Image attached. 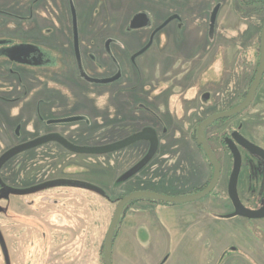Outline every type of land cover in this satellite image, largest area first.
Wrapping results in <instances>:
<instances>
[{"label":"rangeland","instance_id":"1","mask_svg":"<svg viewBox=\"0 0 264 264\" xmlns=\"http://www.w3.org/2000/svg\"><path fill=\"white\" fill-rule=\"evenodd\" d=\"M44 1L52 11L48 24L45 9L39 10L36 20L31 18L38 0H0V155L25 140L51 132L79 145L103 142L93 137L103 135L101 121L110 123V117L114 120L119 115V126H112L122 134L115 138L117 142L137 133L141 124H153L160 132L168 124L175 133L167 138L161 136L158 154L135 175L130 171L148 151V145L142 141L103 154H72L62 144L48 141L36 149L20 152L4 165L3 178L14 186L8 188L9 199L5 203L0 200V228L5 230L6 224L9 229L7 242L16 264H104L103 241L117 199L137 186L171 197L189 196L198 192L211 176L212 167L206 175L201 174L197 163L204 160L207 165L206 158L198 156L189 136L195 117L201 120L217 109L192 100L196 90L184 89L182 93L176 86L193 85L195 73L200 80L203 74L213 80L223 73H232L233 79L225 90L230 97L226 103L231 104L235 100L232 91L237 92L235 87L242 82L241 73H255L259 65L261 29L246 35L244 26L239 25L245 16L236 13L238 0H189L187 7L197 13L198 20L204 6L209 7L208 11L220 6L219 21L225 20V34L231 38L225 43L231 44L229 52L236 51L235 59L226 62L217 55L219 50L213 42L199 41V26L193 29L192 39L186 45L172 41L176 33L174 23L161 33L159 42L156 40L134 62L132 54L143 48L149 30L131 32L128 26L134 13H129L150 6L158 12H152L155 21L159 13L177 10L176 1L127 0L118 22L117 16L111 15V6L117 0ZM73 7L80 53L85 70L97 80L94 82L86 80L80 66H76L80 62L77 54L72 56ZM126 13L130 19L123 26L120 23ZM41 23L47 24L45 30ZM237 39L240 45L234 44ZM20 44L39 48L47 60L39 63L43 58L37 49L33 50L37 51L34 55L28 50L10 49ZM6 48L15 59L7 55ZM21 53L22 59L18 57ZM90 56L93 63L88 62ZM120 72L117 83L98 81ZM123 86L129 87L122 89ZM162 87L165 90L159 94ZM259 92L252 108L263 111L264 105L258 99L264 96V88ZM119 101L127 102L120 105ZM252 108L239 115L237 123L244 117L246 132L264 133V120L252 113ZM158 110L162 122L157 121ZM177 129L185 136L179 139ZM224 166L226 177L230 169L227 161ZM244 176L247 182L248 174ZM45 178L55 179L41 185L46 189L51 183L50 186L84 184L86 189L59 186L40 192L32 184L46 181ZM250 180V185L242 184L241 192L250 188V194L256 195L260 187L253 178ZM225 189L226 180L222 179L211 196L187 203L135 200V207L128 208L131 213L145 208L142 216L149 225L139 228L138 247L123 246L121 264H264V218L218 216L233 208L229 201L218 197ZM132 217L131 214L133 221ZM2 256L0 248V264Z\"/></svg>","mask_w":264,"mask_h":264},{"label":"flooded vegetation","instance_id":"2","mask_svg":"<svg viewBox=\"0 0 264 264\" xmlns=\"http://www.w3.org/2000/svg\"><path fill=\"white\" fill-rule=\"evenodd\" d=\"M174 1H176V3L178 4L177 10H173L170 12L165 11V13H162V14L159 13L158 15H159L160 19L158 18V20H155V21L152 18L153 17L152 12H154L156 14L158 12H156V10L151 8L150 6H146L147 8L146 7L136 8L133 11L134 14L132 16V19L129 21V26H128L129 30H130V28L132 29L131 32H134V31L139 30V29L149 30L147 42L144 44L143 48L152 41L149 48L147 49V50H149L156 40H158V42L160 41L161 33L165 29H167L168 27H170L172 24L175 23L176 24V33L171 38L172 41H175V42L179 43L180 45H186L192 39L193 29H195V27L199 26V31H198L199 36L197 37L199 41H202L203 43L213 42L214 46H216L217 50H219L217 55L221 56V58L224 61L231 62L233 59H235L236 51H233L232 53L229 52L230 48L228 45H230V47H231V44L225 43V41L230 40L231 38L229 39L228 36H226V34H225L226 29H227L226 25L224 24L225 20L222 19L219 21V8H220V6L215 7L214 9H212V11L211 10L208 11L209 7L204 6V13L201 15V17H200L201 19L198 20L197 19L198 17L195 19L197 13H193L190 6H189V8L187 7V5L189 4V0H188V3H187V0H174ZM165 2H166V0H165ZM186 8H188V9L186 10ZM240 12H241V14H240ZM236 13H238L239 16L240 15L245 16L244 21L240 22L239 25H241L242 27L244 26V28H245L244 30H245L246 35L251 34L252 31H254V30L256 32V29H258V30H259V28L261 29L260 39H259L260 51H261V34H262L263 27H264V0H238ZM139 14L145 15L144 23L140 28H132L131 23L134 20V18ZM171 17H174V18L170 22H168V24L161 27ZM197 20L199 21L198 23H200L199 25L197 24ZM137 38L140 39L141 36L137 37ZM237 40H238L237 43H234V44L240 45V42H239L240 39H237ZM108 44L109 43L106 44L107 47H108ZM74 48H75V46H74ZM142 49H139L138 51H135L132 54V60L134 62L138 56L135 59H133V56ZM37 51L39 52L38 49H37ZM37 51L34 54H37ZM80 51H81V49H80V40H79V56L78 55L77 56L79 57V60H80V62H79L80 63L79 64L80 71L83 74V76L86 78V80L91 81V82L97 81L94 78H92L91 76H89V73H87V71L85 70L84 60L82 57L83 54L80 53ZM145 52H143V53H145ZM75 53H76V50H75ZM34 54H32V55H34ZM258 54L259 53L257 52V55ZM40 55L42 56L43 59L39 63H42L44 60H47L46 58H44L42 53L39 52V56ZM92 57L93 56H91V58ZM21 58H24V57H21ZM257 59H258V56H257ZM260 59H261V52H260L259 61H260ZM92 60H93V58H92ZM249 60L247 59V62ZM257 68H258V66H257ZM256 71H257V69H256ZM255 74H256V72L255 73H241L239 80H241L242 82L240 83V85H238L239 86L238 88L235 87V90H237V92L232 91V94L233 95L235 94V100L231 104H229V102H228V104L226 103V101L230 97L229 98L227 97V96H229V93H228V95H226L227 92H225V90H226V87H227V84L229 83V81L231 79H233L232 73H223L217 79H213V80H211L212 79L211 77H208V76L206 77L204 74L200 80V78H198V73H195V78L193 75V80H195L193 82L194 83L193 85H190V86H183L182 85L179 87L176 86V88L178 89V92L182 90L183 91L182 93H184V89L196 90L194 92V95H192V100H197V101L200 100L202 102V104H204L208 107H216L215 109H217L216 111L209 113L208 116H206L205 118H203L201 120L199 119V117H195L194 121L192 122L193 125L191 124V126H192L191 128L193 129L190 132L191 134L189 136V139L193 142L191 145L194 144L193 146L195 147L196 152L202 158H204V156L206 158V164L207 165L204 164V160L198 161V163H197L199 169L201 170L202 175H206L207 169H211V167H212L213 172H214V167H213L212 163L210 162V160H209L206 152L204 151L202 145L200 143H198V128H199L200 123L204 119H206L207 117H209L215 113L231 109V108L237 106L238 104H240L241 102H243L247 96V93H248L253 81H254ZM115 76H117V78L115 80H112V82L114 81L115 83H117V81H119L121 79V72L116 73L115 75L111 76L110 78H113ZM234 78H238V77L236 76ZM262 84H264V74H263L261 82L258 86V89L256 91L255 97L253 98L252 102L250 103V105L245 110H243L239 114H236V115H233L231 117L220 119V120L213 122L212 124H210L206 128V131H205L206 139H207L211 149L213 150L217 160L220 162V165H221V176H220V180H219L216 188L219 186L222 179L226 180V189L223 192H221V196L224 199H227L229 201V203L232 205L233 208H232L231 212L234 211V206H233V202H232V200L229 196V193H228V186H229L230 175H231L233 165H234V157H233V153H232V149H231L230 145H234V144L238 147V149L242 155V169H241L239 182H238L239 197H240L241 201L243 202V204L246 207L251 208V209H259L264 205V159L259 157V156H254V155L250 154L249 151L240 143V140L243 137V138L247 139L248 141H250V142H252V143H254V144H256V145H258L264 149V133H262L260 131H252L251 134L249 132H246L244 117L242 118V120L240 122L237 123V119H238V117H240L239 115L244 114L246 111H248L250 108H252V106L255 104L257 95H258V93H260L259 89L264 88V86H262ZM113 88H115V87H113ZM158 89L159 88H157V90ZM164 90H165V88L163 89V87H162L159 94L161 92H163ZM172 92L177 93V91H171V93ZM197 94H198V96H197ZM258 103L261 105H264V96H261V95L259 96ZM160 110H161V108H160ZM251 110H252L251 112L254 113L257 117L262 118L264 120V110L260 111L259 108H256V109L252 108ZM156 114H157V119H158L157 121L162 122V118L158 116L159 111L158 112L156 111ZM185 116H187V113ZM166 126L169 127V125H166ZM146 127L154 128L158 134L159 143H158L157 151H156L155 155L153 156V158H154L158 154V152L161 148V142H162L161 136H163V137L165 136L167 138L169 136V128L168 127L164 128V132H160L159 129L153 124H148V126H146ZM146 127H144V128H146ZM143 129H141V130H143ZM141 130H139V131H141ZM176 132L180 133L179 139L184 135V134H182L181 131H178V129ZM18 133H20L19 130H18L17 134ZM51 133H54V132H51ZM47 134H49V133H47ZM41 136H44V135H41ZM41 136H35L31 139L25 140L24 142L31 141V140L36 139V138L41 137ZM141 141L144 144L146 143L148 145V151H147V153H148L150 150V147H151L150 142L146 141V140H141ZM24 142H22V143H24ZM19 144H21V143H19ZM19 144H17V145H19ZM190 147L191 146H189V148ZM11 148H9V149H11ZM186 148H188V147H186ZM32 149H36V147L24 150L21 153H24V152H26L28 150H32ZM71 153L74 154L72 151H71ZM18 154H20V153H18ZM146 154H145V156H146ZM225 161L228 162L229 168H230L228 175L226 174V177H224V175H223L224 169H225V166H224ZM4 165L1 167V170H0V177H1L0 200H1V202L5 203L7 201V199H9V193L11 192L8 188L12 187L14 185H11L8 182L9 180H6L3 178L2 169H3ZM48 172H50V171H48ZM245 174L246 175L248 174L247 182H246V178L244 176ZM47 178H45L46 181H42L38 184L34 183L32 185L34 186V188L38 187L37 190L40 192L49 191L50 189H54V188H57L59 186H63V187L75 186L76 189H80V190H82L84 188L86 189V186H84V184L77 185V183H75V184L74 183H72V184L68 183V184H60V185H56V186H50L52 184L51 183V184H48V187L46 189V188H43V186H41V185H45L46 183H49V181L55 180V179H51V180L48 179L47 180ZM250 178H253L254 182L258 183V185L260 187L259 192L256 193V195L250 194V192L252 191L250 188H248V190L246 192H243V193L241 192L242 184L249 183V185H250V183L252 182V180H250ZM19 188H21V187H19ZM198 191H200V190H198ZM211 195H212V193L207 195V197L211 196ZM65 198H67V196ZM0 206H1V212H2L3 204H0ZM226 214H229V213H226ZM226 214H224V215H226ZM4 227H5V230L0 228L1 233H2L4 240H5V244H6V251H5L3 249L1 243H0V248H1L2 254H3V256H2L3 264H16L15 263L16 260L15 261L13 260V257H16V256H13L12 252L9 250V247H8L7 239H8L9 229L7 228L6 224H4Z\"/></svg>","mask_w":264,"mask_h":264},{"label":"water","instance_id":"3","mask_svg":"<svg viewBox=\"0 0 264 264\" xmlns=\"http://www.w3.org/2000/svg\"><path fill=\"white\" fill-rule=\"evenodd\" d=\"M173 18L174 17L169 18L161 27L168 24V22H170ZM144 20H145L144 14L137 15L132 21L131 27L140 28L143 25ZM73 24H74V46H75L76 53L79 56V32H78V25H77V15H76V11L74 7H73ZM151 42L148 45H146L142 50H140L138 53H136L133 56V59H135L138 55L145 52L149 48ZM263 74H264V27H263L262 34H261V59L259 61V65H258L256 74H255V77H254V81L247 93L246 98L244 99L243 102H241L240 104H238L237 106L231 109L221 111V112L215 113L207 117L199 125L198 143L202 145L204 151L206 152L210 162L212 163L214 167V172H213V176L211 178L210 183L203 190H200L194 194H191L189 196H184V197H171V196H167V195L154 192L151 190H139V191H135V192H132L124 196L117 203L111 225L106 234L105 244H104L105 264H113L112 247H113L114 235L118 228V225L121 220L122 214L125 210V207L130 202L141 199V198H148V199L163 201L166 203H187V202L199 200L209 195L211 192H213V190L216 188L220 180L221 165H220V162L217 160L213 150L211 149L206 139V135H205L206 128L217 120L231 117L245 110L250 105L253 98L255 97L256 91L261 82ZM116 78L117 76L113 78L100 79L98 81L99 82H111L112 80H115ZM141 140L149 141L151 144V147H150L149 152L146 154V156H144V158L134 168V171L137 172L140 169H142L153 158V156L155 155L157 151L159 140H158V134L154 128L146 127L143 130L131 135L127 139L114 142V143H110V144L96 145V146L77 145L59 133H56V132L49 133L44 136L33 139L31 141L16 145L12 147L11 149L7 150L6 152H4L0 156V170H1V167L16 154L24 150L34 148L48 141H56L62 144L68 150L75 152V153L103 154V153H109L115 150L122 149L124 147H127ZM240 143L249 151L250 154L254 156H259L264 159V149L263 148L248 141L247 139L243 137L241 138ZM230 147L232 149V153L234 157V165H233V169H232L230 179H229L228 193L233 202L234 211L229 214H226L225 216L228 218L236 217V216L245 217L248 219L264 218V205L259 209H251V208L246 207L239 197L238 182H239V177H240V173L242 169V155L238 147L235 144L230 145ZM0 182H1V177H0ZM0 212H1V206H0ZM0 243L3 249L6 251V244H5L4 237L1 233V230H0Z\"/></svg>","mask_w":264,"mask_h":264},{"label":"trees","instance_id":"4","mask_svg":"<svg viewBox=\"0 0 264 264\" xmlns=\"http://www.w3.org/2000/svg\"><path fill=\"white\" fill-rule=\"evenodd\" d=\"M126 1L127 0H117L116 2H115V4H113L111 7H113L114 8V10H113V12H112V18L113 17H115V15L117 16V19H116V22H118L121 18H122V10H123V8H125V6H124V4L126 3ZM117 2L119 3V4H117ZM42 9H45V10H47V16H46V18H47V20H48V22H47V24L49 23V19L50 18H52V11L51 10H49L50 9V5L49 4H47V3H45V1L44 0H39L37 3H35L34 4V6H33V10H31V12H32V15H31V18L33 19V20H36V18L37 17H35V15L37 14V13H39V10H42ZM126 11H127V9H126ZM126 11H124V13L126 12ZM42 12V11H41ZM44 12H46V11H44ZM110 12H111V10H110ZM109 12V13H110ZM132 13L133 12H131V13H129L131 16H132ZM129 14H127L126 13V15H125V20H124V22H122V23H120V24H123V26H124V24L127 22L128 23V21H129V19H127V17H128V15ZM130 16V17H131ZM119 17V18H118ZM127 19V20H126ZM43 23H41L40 25H41V27L43 28V30H45V28L47 27V26H45V25H47V24H45V25H42ZM122 27V26H121ZM131 29V28H130ZM120 34L122 35V33L120 32ZM37 48V47H36ZM39 49V48H38ZM69 51V50H68ZM74 53V54H73ZM73 55L72 56H75V49H74V47H73ZM68 56H70L69 54H68ZM46 60H44L43 62H45ZM42 62V63H43ZM89 63H93V61H92V58H91V56H90V58H89V61H88ZM257 64H259V62L257 63ZM76 66L78 67L79 66V62H77L76 63ZM87 66H88V64H87ZM256 69H257V67H256ZM130 86H134V85H130ZM124 87H129V86H123L122 87V89H124ZM120 89V88H119ZM119 100V99H118ZM123 102V101H122ZM122 102H120L119 101V104L121 105L122 104ZM127 101H124L123 103H126ZM158 109H160V108H158ZM157 110V109H156ZM159 111V110H158ZM93 113H95V114H98V112H93ZM103 114H107L106 113V111H104L103 112ZM92 116V115H91ZM120 117H122V116H118L116 119H114L113 120V118H111L110 117V123H107V120H104V121H101V125H104V127L102 128V132H103V135H101V136H93V137H95L94 139H97V140H101V141H103V142H99V141H97L98 143H95V144H86V145H90V146H96V145H105V144H110V143H114V141L115 142H117L116 141V137L118 138L119 136H121L122 134H119L120 132V129H116L115 127L113 128L112 126H114V125H118V124H116V122H118L117 120H119V119H121ZM77 119V118H76ZM128 119V118H127ZM124 120V119H123ZM125 121V120H124ZM152 121H154V120H152ZM97 122H99V121H97ZM113 123H114V125H113ZM107 124L109 125V127H105V126H107ZM91 125V124H90ZM136 125H138V124H136ZM143 125V126H142ZM145 124H141L139 127H141L140 129H138L137 131H139V130H141V129H143L144 127H146V126H148V124L147 125H145ZM168 125V124H167ZM119 126V125H118ZM91 127V126H90ZM166 127H168V126H162V132H164V128H166ZM169 128V134H173V136H175L174 134V130L172 131V129H171V127H168ZM95 130V129H94ZM127 131V130H126ZM125 131V132H126ZM160 131V130H159ZM90 134V133H89ZM114 139V140H113ZM70 140V139H69ZM89 140H92V139H89ZM71 142H72V140H70ZM76 144V143H75ZM77 145H79V144H77ZM29 151V150H28ZM145 156V155H144ZM144 156H142L137 162H136V164L133 166V168H132V170L130 171V174L131 175H135V174H137L138 172H140L142 169H144V167L140 170V171H137V172H135L134 171V168H135V166L144 158ZM154 159V158H153ZM212 175H213V172H212V174H211V176H209L208 177V179L207 180H205L202 184H201V186L198 188V190H203L209 183H210V181H211V178H212ZM146 180V179H145ZM143 181V180H142ZM142 183V182H141ZM143 185H144V183H142ZM139 190H149V188H146V187H139L138 188V186L137 187H134L133 189H131L129 192H127L125 195H123L121 198H119V199H117L116 200V202L118 203L119 202V200H121L124 196H126V195H128V194H130V193H132V192H135V191H139ZM213 192H215V190L213 191ZM212 192V193H213ZM218 197L220 198V199H224L222 196H221V193H219L218 194ZM225 200H227V199H224V201ZM228 201V200H227ZM135 203V201H132V202H130L126 207H125V210H124V212H123V214H122V217H121V220H122V218L127 214V211H128V207L130 206V205H132V204H134ZM228 204V203H227ZM218 216H222V217H225L224 216V214H218ZM121 220H120V223H119V225L121 224ZM118 229H119V226H118V228H117V230H116V233H115V235H114V239H113V247H114V244H115V241H116V238H117V234H118ZM105 238H106V236H105ZM105 238H104V241H103V263L105 264V255H104V244H105ZM113 247H112V261H113Z\"/></svg>","mask_w":264,"mask_h":264},{"label":"crops","instance_id":"5","mask_svg":"<svg viewBox=\"0 0 264 264\" xmlns=\"http://www.w3.org/2000/svg\"><path fill=\"white\" fill-rule=\"evenodd\" d=\"M172 31V29H170ZM7 40V39H6ZM134 40H138L137 39H134ZM4 43L6 44V41H4ZM21 46H14L10 49H15V50H18V51H29V52H33L34 49H37L35 46H28L29 44H20ZM27 45V46H26ZM1 46V45H0ZM35 47V48H34ZM25 48H32V49H25ZM32 50V51H31ZM7 53V55L12 58V59H15L13 58L12 55H9V49L6 48V50H4ZM36 51L33 52V54L35 53ZM12 56V57H11ZM23 57L22 53L19 54L18 57ZM22 59V58H21ZM18 60V59H17ZM159 108V107H158ZM200 156V155H198ZM201 157V156H200ZM137 203V202H136ZM135 205V203H134ZM132 204V206H134ZM131 206V205H130ZM135 207V206H134ZM207 210V209H206ZM146 209L145 208H139L136 212V210L134 209L133 210V213H131V210L128 209L127 211V214L122 218L121 220V224L119 225V229H118V234H117V238H116V241H115V244H114V247H113V264H121L122 263V253H123V250L122 248L124 247H135L138 245H140V241L138 239V235H137V232L139 230V228L143 227V225H149V223L144 219V217L142 216L143 213H145ZM131 214H132V218H134V220L132 221L131 219ZM139 214L138 217H136V215ZM145 221V222H144ZM124 246V247H123ZM141 248V247H140ZM138 250V248H137ZM142 252L140 253V259L141 261L143 260L142 259ZM137 256V255H136Z\"/></svg>","mask_w":264,"mask_h":264}]
</instances>
